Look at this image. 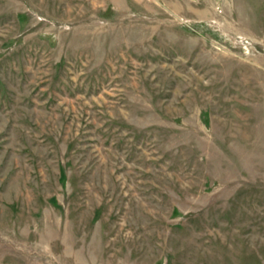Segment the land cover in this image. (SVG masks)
<instances>
[{
	"label": "rangeland",
	"instance_id": "rangeland-1",
	"mask_svg": "<svg viewBox=\"0 0 264 264\" xmlns=\"http://www.w3.org/2000/svg\"><path fill=\"white\" fill-rule=\"evenodd\" d=\"M0 264H264V0H0Z\"/></svg>",
	"mask_w": 264,
	"mask_h": 264
}]
</instances>
